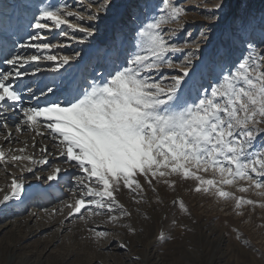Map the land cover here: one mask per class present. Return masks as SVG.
<instances>
[{"label":"snow or ice","instance_id":"snow-or-ice-1","mask_svg":"<svg viewBox=\"0 0 264 264\" xmlns=\"http://www.w3.org/2000/svg\"><path fill=\"white\" fill-rule=\"evenodd\" d=\"M19 7L31 14L25 31H32L23 42L0 44V64L8 66L0 68V166L43 179L48 187L38 195L48 193L51 182L67 189L68 198L44 209L47 215L68 209L65 219L104 217L135 235L124 223L132 212L121 193L143 205L150 190L161 204L158 186L175 189L177 179L191 181L198 194L231 201L237 215L244 206L264 208V201L236 195L264 197V17L257 25L245 0H216L206 17L210 24L183 40L188 9L178 0L133 4L112 44L95 48L99 67L87 76L80 72L82 51L60 50L68 41L91 46L113 0H21ZM128 22L133 27L126 35ZM11 23L0 5V29ZM216 27L243 42L240 57L213 45L209 29ZM205 67L212 69L207 81ZM26 132L31 143L19 139ZM37 137L51 145L38 147ZM39 171L49 174L42 178ZM7 174L0 212L28 194L22 175ZM173 204L191 215L183 199ZM88 231L97 241L110 235L97 227ZM157 239L169 237L161 229Z\"/></svg>","mask_w":264,"mask_h":264},{"label":"rangeland","instance_id":"rangeland-1","mask_svg":"<svg viewBox=\"0 0 264 264\" xmlns=\"http://www.w3.org/2000/svg\"><path fill=\"white\" fill-rule=\"evenodd\" d=\"M1 2L2 6L5 3L3 9L12 17V23L7 28L0 29V44L23 42L27 39V32L32 31H25L31 14L22 12L19 7L21 0H0ZM68 2L72 3L73 0ZM142 2L143 0H113L114 7L101 22L100 32L91 46L68 41L70 46L60 51L65 54L82 51L80 72L84 76L89 75L93 69L99 67L94 55L95 48L111 45L116 28L121 26L122 21L127 20V9ZM178 2L188 9V14L182 21L184 31L178 39L183 40L188 32L195 38L202 27L210 24L206 17L211 15L209 10L216 0ZM245 2L252 17L257 11L254 6L258 3L259 6L263 4L258 14L264 13V0ZM30 3L35 5L38 0H30ZM257 20L258 18H255V21ZM132 27L130 22L124 26L126 35ZM209 31L214 46L231 49L233 59L242 55L241 40H230L221 27ZM115 55L113 52V56ZM7 67L0 64V68ZM201 71L205 81L211 78L210 67L202 68ZM19 139L31 142L27 132ZM41 143L51 145L50 140L41 141V138L37 137V146ZM7 173H14L17 177L22 175L27 189L34 185L37 187L32 193L26 194L22 204L13 201L11 209L0 212V264H264V208L244 206L240 210L243 215H237L231 201L224 202L210 195L198 194L191 190V181L177 179L175 189L158 186L161 204L155 203L156 194L150 190L146 192L148 203L143 205H136L126 191L122 192L119 199L132 212L131 218L126 219L124 223H131L136 229V234L133 235L119 225L105 223L104 217H94L87 223L76 217L65 219L68 209L49 216L44 209L59 208L61 200L68 198L67 189L57 188L56 183L51 182L53 188L44 195H38L39 189L48 187L43 179L37 181L32 174H21L18 168L11 166L8 167ZM7 173L0 166V188L4 189L0 192V198L8 191L6 186L10 178ZM38 174L46 178L49 173L39 171ZM236 195L264 201V197L252 191H237ZM177 198L183 199L191 215L182 213L179 207L173 204ZM137 208L140 209L139 212L136 211ZM145 213L151 217L150 220L144 219ZM173 220L176 221V226L172 225ZM90 227L106 230L110 235L97 241L89 233ZM161 229L169 239H157ZM117 241H126L130 247L120 249ZM136 256H139V261L133 259Z\"/></svg>","mask_w":264,"mask_h":264},{"label":"bare ground","instance_id":"bare-ground-1","mask_svg":"<svg viewBox=\"0 0 264 264\" xmlns=\"http://www.w3.org/2000/svg\"><path fill=\"white\" fill-rule=\"evenodd\" d=\"M0 5H2V2L0 3ZM3 5H4L3 7H5V3H4ZM262 6H263V4H261V5L259 6V3L256 4V5L254 6V9H257V11L254 12L255 14H254V16H253L254 18H258V20L256 21V23H257L259 20H261V19H260L261 17H264V13L261 14V15L258 14V13H259V10L261 9ZM11 36H12V35H11ZM94 63H95V62H94ZM3 66H4V65H3ZM30 143H31V142H30ZM44 167H45V166H44ZM30 174H31V173H30ZM36 187H37V186L34 185V186L30 187V188L27 189V190H28V192L32 193ZM2 195H3V194H2ZM26 205H27V202H26Z\"/></svg>","mask_w":264,"mask_h":264}]
</instances>
